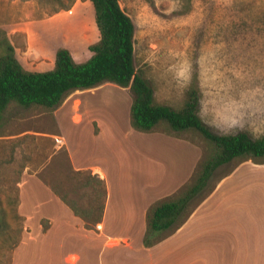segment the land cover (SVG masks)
Masks as SVG:
<instances>
[{"label":"rangeland","instance_id":"1","mask_svg":"<svg viewBox=\"0 0 264 264\" xmlns=\"http://www.w3.org/2000/svg\"><path fill=\"white\" fill-rule=\"evenodd\" d=\"M119 3L135 28V69L152 85L156 103L179 110L194 89L199 117L214 133H264V0ZM0 37L13 46L25 71L42 73L52 70L59 49L76 63L87 61L99 32L89 0H0ZM88 91L64 101L70 97L67 105L87 106L113 134L108 142L84 140V148H77L79 159L99 162L107 174L108 217L122 216V201L141 208L145 201L154 207L177 199L214 152L197 132H174L164 122L150 132L135 130L127 88L106 83ZM53 110L11 102L0 116V264H61L54 254L61 241L52 234L60 215L56 197L87 227L100 218L104 184L91 170L75 173L65 146L54 141L59 135ZM61 116L60 136L70 134L78 145L73 132L86 120ZM218 184L246 190L264 209V158L219 167L191 207ZM164 189L172 196L156 201ZM68 238L69 249L75 241Z\"/></svg>","mask_w":264,"mask_h":264},{"label":"crops","instance_id":"2","mask_svg":"<svg viewBox=\"0 0 264 264\" xmlns=\"http://www.w3.org/2000/svg\"><path fill=\"white\" fill-rule=\"evenodd\" d=\"M53 67L54 60L51 69ZM83 92L89 91H80L81 94ZM69 98L52 112L56 135H59L54 137L63 140L75 173L91 170V176L104 184L105 197L100 218L94 221L92 227L85 226L87 221L56 197L54 204L60 215L54 222L58 225L52 234L55 241H61L54 247V254L60 256L61 264H264V209L252 200L255 199L253 195L245 194L246 190L241 191L240 187L214 186L182 219L158 235L147 232V214L152 206L150 201H145L141 208L122 201V216L108 217L111 194L106 184L107 174L99 162L88 164L79 159L77 148H84V140L93 142L103 138L108 142L107 135L113 134L110 127L92 116L93 111L87 106L77 102L67 105ZM61 114L64 119L70 116L78 120L83 116L82 119L86 120L77 132H73L80 148L70 134L68 139L60 136ZM164 190L166 192H161L156 201L172 196L168 194L169 189ZM69 235L75 243L68 249L65 246Z\"/></svg>","mask_w":264,"mask_h":264},{"label":"trees","instance_id":"3","mask_svg":"<svg viewBox=\"0 0 264 264\" xmlns=\"http://www.w3.org/2000/svg\"><path fill=\"white\" fill-rule=\"evenodd\" d=\"M89 2L99 39L89 47L91 57L83 63H76L66 49H59L52 70L27 72L16 59L13 46L0 37V116L11 102L23 108L55 109L75 91L110 83L129 89L132 95L130 121L135 130L150 132L164 122L174 132L192 130L201 135L213 146V154L201 163L194 180L177 199L161 202L148 211L147 232L158 235L189 211L219 167L236 159H263L264 133L258 138L244 131L226 135L214 133L199 117V97L194 89L187 91L179 110L156 103L152 85L135 69V28L131 18L121 8L119 0Z\"/></svg>","mask_w":264,"mask_h":264},{"label":"built area","instance_id":"4","mask_svg":"<svg viewBox=\"0 0 264 264\" xmlns=\"http://www.w3.org/2000/svg\"><path fill=\"white\" fill-rule=\"evenodd\" d=\"M55 143L59 146L60 144L62 145V139L59 137H55L54 139Z\"/></svg>","mask_w":264,"mask_h":264}]
</instances>
